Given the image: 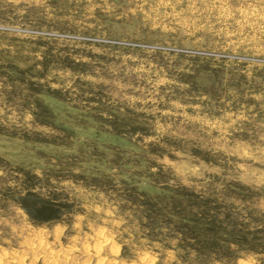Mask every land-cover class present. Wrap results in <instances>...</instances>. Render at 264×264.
<instances>
[{"label":"rangeland","instance_id":"rangeland-1","mask_svg":"<svg viewBox=\"0 0 264 264\" xmlns=\"http://www.w3.org/2000/svg\"><path fill=\"white\" fill-rule=\"evenodd\" d=\"M0 264H264V0H0Z\"/></svg>","mask_w":264,"mask_h":264},{"label":"bare ground","instance_id":"bare-ground-1","mask_svg":"<svg viewBox=\"0 0 264 264\" xmlns=\"http://www.w3.org/2000/svg\"><path fill=\"white\" fill-rule=\"evenodd\" d=\"M20 263V262H19Z\"/></svg>","mask_w":264,"mask_h":264}]
</instances>
